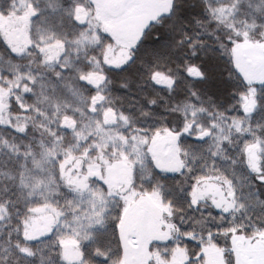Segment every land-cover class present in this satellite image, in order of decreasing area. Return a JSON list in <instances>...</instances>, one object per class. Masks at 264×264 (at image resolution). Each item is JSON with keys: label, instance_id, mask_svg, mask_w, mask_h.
<instances>
[{"label": "snow or ice", "instance_id": "snow-or-ice-1", "mask_svg": "<svg viewBox=\"0 0 264 264\" xmlns=\"http://www.w3.org/2000/svg\"><path fill=\"white\" fill-rule=\"evenodd\" d=\"M0 264H264V0H0Z\"/></svg>", "mask_w": 264, "mask_h": 264}]
</instances>
